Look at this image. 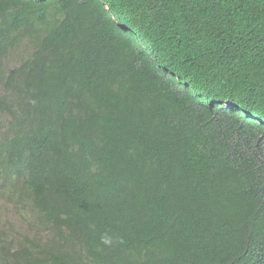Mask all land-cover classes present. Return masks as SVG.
Instances as JSON below:
<instances>
[{
    "label": "trees",
    "instance_id": "trees-1",
    "mask_svg": "<svg viewBox=\"0 0 264 264\" xmlns=\"http://www.w3.org/2000/svg\"><path fill=\"white\" fill-rule=\"evenodd\" d=\"M0 117V264H264V0H0Z\"/></svg>",
    "mask_w": 264,
    "mask_h": 264
},
{
    "label": "rangeland",
    "instance_id": "rangeland-1",
    "mask_svg": "<svg viewBox=\"0 0 264 264\" xmlns=\"http://www.w3.org/2000/svg\"><path fill=\"white\" fill-rule=\"evenodd\" d=\"M123 23L125 25L130 24V22L127 20H123ZM133 38L138 45L149 48L150 44L145 39L142 38L141 34L137 30H134ZM31 49H32L31 46H29L27 50L24 51V53L26 51L28 53L31 52ZM3 121L4 118L0 117V125L3 123ZM1 209H6V208L3 204L0 203V226L7 227V223L15 224V225L18 224L16 217L10 212V210H1Z\"/></svg>",
    "mask_w": 264,
    "mask_h": 264
},
{
    "label": "clouds",
    "instance_id": "clouds-1",
    "mask_svg": "<svg viewBox=\"0 0 264 264\" xmlns=\"http://www.w3.org/2000/svg\"><path fill=\"white\" fill-rule=\"evenodd\" d=\"M151 56H152V57H151ZM151 56H150V58H151L152 60H154L153 55H151ZM158 69H159V68H158ZM161 72H162V73H165L164 70H161ZM176 79H177V78H176ZM228 106H229V103H228V102H225L222 108H223V109H226V108H228ZM244 113H247V112H245V111H240L238 114H236V117L241 118L242 114H244ZM247 114L249 115V113H247ZM255 119H256V118H255ZM256 120H258V122H261L260 119H256ZM204 131H206V130H204ZM206 132H210V131H206ZM196 136L200 137L199 134H197ZM210 138H211V135H208V136H206V139H205V140H209ZM104 242H105V243H108L109 241L105 240Z\"/></svg>",
    "mask_w": 264,
    "mask_h": 264
}]
</instances>
